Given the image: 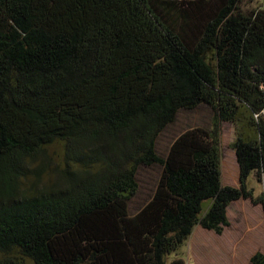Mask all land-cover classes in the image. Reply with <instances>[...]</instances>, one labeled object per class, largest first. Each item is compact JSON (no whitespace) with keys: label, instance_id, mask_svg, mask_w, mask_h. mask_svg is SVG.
<instances>
[{"label":"trees","instance_id":"obj_1","mask_svg":"<svg viewBox=\"0 0 264 264\" xmlns=\"http://www.w3.org/2000/svg\"><path fill=\"white\" fill-rule=\"evenodd\" d=\"M185 1L0 0V256L186 264L197 226L222 235L241 199L264 211L249 187L264 178V6ZM201 106L209 126L160 154L179 113ZM224 123L238 187L222 184ZM155 167L133 213L139 172Z\"/></svg>","mask_w":264,"mask_h":264},{"label":"rangeland","instance_id":"obj_2","mask_svg":"<svg viewBox=\"0 0 264 264\" xmlns=\"http://www.w3.org/2000/svg\"><path fill=\"white\" fill-rule=\"evenodd\" d=\"M186 4V1L183 0ZM264 6V0H245L241 8L244 11L253 10ZM212 112L207 106H201L193 111H181L178 115L176 123L169 127L163 135L159 138L158 150L160 154L167 153L170 144L181 133L190 127L209 126L211 122ZM222 131V184L224 186L238 185L239 168L233 144L236 139V129L231 123H224ZM57 152V149H56ZM161 169L149 168L143 169L139 172L141 189L138 195L131 203V211L137 212L149 199L153 193L155 184L157 183ZM249 187L255 190V195L260 196L264 189V178L259 179L256 176L251 178ZM207 204L206 206H208ZM230 215L233 223L238 225L235 230L236 235L233 237V242L236 245L222 246L218 251L209 257H205L204 262L200 264H251L248 259L244 257L249 249L246 245L253 242H262L264 239V213L261 207L248 206L245 209L244 203L240 202L235 204L230 210ZM233 230L229 233L232 234ZM185 262L188 263L186 256ZM9 259V262L6 261ZM34 264L32 260L23 258L17 251H14L9 257L0 256V264Z\"/></svg>","mask_w":264,"mask_h":264},{"label":"crops","instance_id":"obj_3","mask_svg":"<svg viewBox=\"0 0 264 264\" xmlns=\"http://www.w3.org/2000/svg\"><path fill=\"white\" fill-rule=\"evenodd\" d=\"M238 186V185H237ZM244 203L245 209L248 208V206L252 207H261L263 210V206L261 204H253L251 200L249 199H241L238 200L234 203H232L229 208H228V219L230 222V226L227 227L222 235H218L214 231L206 230L202 228L201 226H197L194 229V232L192 236L189 238V240L186 243V247L184 250V256H186V259L188 260V263L186 264H200L201 262H204L205 257H209L213 253L217 254L220 251L222 246H225L227 244L229 245H236L233 242V237L236 235L237 231L235 232L236 228L238 225L233 223V220L230 215V210L232 209L233 206L237 203ZM264 213V211H263ZM233 230L232 234H229ZM247 253H244V257L248 259V261L251 263V259L254 255L257 253H260L264 250V239L262 242H253V243H248L246 245Z\"/></svg>","mask_w":264,"mask_h":264},{"label":"clouds","instance_id":"obj_4","mask_svg":"<svg viewBox=\"0 0 264 264\" xmlns=\"http://www.w3.org/2000/svg\"><path fill=\"white\" fill-rule=\"evenodd\" d=\"M238 164V163H237ZM238 186H239V180H238ZM238 186H236V187H238ZM262 193V192H261ZM261 195V194H260ZM247 200V199H246ZM250 200V199H249ZM255 205H257V204H255Z\"/></svg>","mask_w":264,"mask_h":264}]
</instances>
